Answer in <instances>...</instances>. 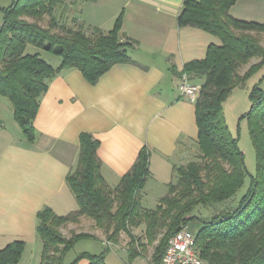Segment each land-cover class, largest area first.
<instances>
[{
  "label": "trees",
  "instance_id": "trees-1",
  "mask_svg": "<svg viewBox=\"0 0 264 264\" xmlns=\"http://www.w3.org/2000/svg\"><path fill=\"white\" fill-rule=\"evenodd\" d=\"M89 1L97 0H10L0 7V96L11 102L29 143L38 137L35 118L53 78L78 68L96 84L115 64L135 62L132 52L139 42L123 32L124 11L110 30L89 26L67 13L68 7ZM238 1L185 0L178 17L180 26L202 28L222 41L210 44L203 59L187 62L181 71L172 66L180 78L187 73L190 82H201L194 100L199 129L196 158L175 166V179L167 193L155 208H147L142 193L151 176L148 147L142 148L132 168L112 187L102 174L100 140L82 132L77 164L67 175L79 208L65 215L50 206L38 212L40 264H77L82 258L89 264H107L111 245L99 254L83 252L66 262L79 241L99 238L87 231L64 234L63 227L83 217L92 218L113 244L127 233L131 260L143 256L152 245L148 262L160 264L170 239L198 219L202 226L196 232V245L207 264H264V74L253 86L251 106L241 117L248 120L256 153L254 174L247 168L239 137L231 133L224 113L232 91L264 68V21L232 15L231 8ZM29 45L59 55L61 63L53 66L40 52L28 53ZM252 58L260 60L242 74V66ZM248 176L246 193L235 206L228 203ZM218 205L223 207L220 212L206 216L198 212L199 207L215 209ZM196 210L197 215L193 214ZM143 224L144 235L136 236L133 229ZM26 247L25 240L12 241L0 250V264H19Z\"/></svg>",
  "mask_w": 264,
  "mask_h": 264
},
{
  "label": "crops",
  "instance_id": "crops-1",
  "mask_svg": "<svg viewBox=\"0 0 264 264\" xmlns=\"http://www.w3.org/2000/svg\"><path fill=\"white\" fill-rule=\"evenodd\" d=\"M184 2L97 0L71 8V15L104 30H110L124 11L123 32L139 42L132 52L135 62L115 64L96 84L78 68L53 78L35 118V142L26 141L11 102L0 96V250L12 241L25 240L19 264L38 243L37 214L43 207L50 206L59 215L79 208L67 175L77 164L82 132L100 140L102 174L112 187L148 147L151 176L143 192L156 194L155 207L175 179V166L196 147L195 99L182 95L181 78L172 66L181 71L187 62L203 59L210 44L222 41L202 28L179 25ZM260 2L240 0L231 13L263 22ZM114 246L106 253L107 264H124ZM119 249L128 254L125 247ZM87 260L81 264H89Z\"/></svg>",
  "mask_w": 264,
  "mask_h": 264
},
{
  "label": "rangeland",
  "instance_id": "rangeland-1",
  "mask_svg": "<svg viewBox=\"0 0 264 264\" xmlns=\"http://www.w3.org/2000/svg\"><path fill=\"white\" fill-rule=\"evenodd\" d=\"M10 3V0H0V7L7 6ZM259 6L262 8L264 7V0H261ZM72 7L67 8V13L72 14ZM247 10V9H244ZM3 14L0 12V24L2 23ZM69 20V19H68ZM73 20V16L70 19V21ZM263 42H264V36H263ZM28 53H35L40 52L42 57L45 58L48 62H50L53 66H58L62 58L59 55H56L54 53H50L48 51H45L43 49H40L36 46L29 45L27 48ZM260 60L259 58H252L249 63L245 64L241 68V73H245V71L255 62ZM264 74V68L254 74L250 79H248L243 85L236 87L230 96L227 98V100L224 103V113L225 117L227 119L228 125L230 127L231 133L234 136H238L240 140V146L243 150L245 157H246V164L249 172L251 174H254L256 171V153L255 149L251 140L249 126H248V120L246 118H241L244 113H246L250 106H251V100H250V92L253 88V86L260 80L261 76ZM199 84L201 82H198ZM197 83V84H198ZM197 146L194 147L189 154V158L186 161H189L190 159L196 158L197 153ZM186 161L184 163H186ZM250 183V176L247 177L245 185L228 201V203H231L233 206H235L241 197L246 193L248 186ZM146 191V190H145ZM143 192V204L146 207L154 208L156 204V194L153 193V195L146 194V192ZM224 205V203L222 204ZM220 207V205H218ZM221 208H203L199 207L198 212L202 216L211 215L213 213H217L221 211ZM197 215V210L193 212V214ZM202 226V222L198 219H193L189 222V225L187 228L194 234L199 230V228ZM145 230V225H141L139 227H136L133 229V233L136 236H143ZM62 231L65 235L70 236L74 231L80 232V231H87L90 232L99 238H89V239H83L79 241L75 247L68 253L66 262L70 263L72 262L79 254L83 252H90V253H101L106 248L102 241H104L105 245H108L107 242V236L105 235L102 228L96 225V222L92 218L83 217L79 223L71 222L65 227L62 228ZM130 241V237L127 233L123 232L121 234V238L117 244H113L111 242V245H115L113 249H118L123 258L124 264H146L141 259L134 258L131 260L127 253L121 251L119 248L120 246L125 247L128 249V242ZM109 242V241H108ZM120 245V246H119ZM42 252V242L39 239L37 245L33 246L32 249L29 248L26 251L24 263L23 264H36V260L38 257L41 256ZM107 252H110L108 250ZM112 253V252H111ZM153 254V246L149 245L147 248V251L144 250L143 257L145 261H149V259H152ZM32 255H34V261L32 260ZM87 260L86 258H82L77 264H81ZM88 261V260H87Z\"/></svg>",
  "mask_w": 264,
  "mask_h": 264
},
{
  "label": "built area",
  "instance_id": "built-area-1",
  "mask_svg": "<svg viewBox=\"0 0 264 264\" xmlns=\"http://www.w3.org/2000/svg\"><path fill=\"white\" fill-rule=\"evenodd\" d=\"M179 89L182 95L195 99L200 86L190 82L187 73L181 77ZM111 245V242H106ZM160 264H207L196 245V234L187 227L177 232L169 241Z\"/></svg>",
  "mask_w": 264,
  "mask_h": 264
}]
</instances>
